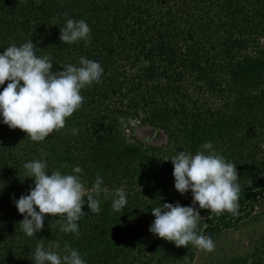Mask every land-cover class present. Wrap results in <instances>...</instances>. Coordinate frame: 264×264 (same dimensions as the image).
I'll return each mask as SVG.
<instances>
[{"label":"trees","instance_id":"obj_1","mask_svg":"<svg viewBox=\"0 0 264 264\" xmlns=\"http://www.w3.org/2000/svg\"><path fill=\"white\" fill-rule=\"evenodd\" d=\"M179 1L174 8L177 0H0V52L32 40L53 72L79 67L82 56L103 68L100 81L81 90L82 105L65 127L44 141L0 123V264H34L38 243L60 251L51 242L69 244L86 264H192L199 250L177 247L149 226L151 208L192 204L190 191L175 190L169 158L194 155L205 142L237 165L240 207L236 216L210 219L200 209L203 234L215 240L264 203V0ZM68 18L87 22V44L60 41ZM134 125L163 130L165 148L129 140ZM42 156L49 173L71 174L79 165L86 190L103 177L101 211L85 203L79 235L61 231L49 214L35 235L20 229L14 201L34 186L23 165ZM116 189L127 197L120 212L111 207ZM218 264H264V242Z\"/></svg>","mask_w":264,"mask_h":264},{"label":"clouds","instance_id":"obj_2","mask_svg":"<svg viewBox=\"0 0 264 264\" xmlns=\"http://www.w3.org/2000/svg\"><path fill=\"white\" fill-rule=\"evenodd\" d=\"M35 2L39 4L41 0ZM59 38L62 43L83 40L87 44L90 27L84 20L68 18L65 26L60 28ZM35 48L29 40L19 46L13 43L0 52V86L8 81L0 91V123L10 129L19 128L34 142H42L54 130L65 127L66 118L82 105L81 90L98 83L103 68L98 61L82 56L79 67L61 65L63 70L53 72L50 58L37 56ZM121 124H124V118H121ZM72 131L75 134L76 129ZM169 159L173 165L175 190L182 195L190 191L192 204L161 203L151 208L155 219L149 231L177 247L187 248L191 244L197 250L211 252L215 244L211 236L203 234L208 224L199 210L210 211L207 219L213 213L219 216L225 211L233 216L239 214L237 165L218 154L211 142L203 143L201 150L194 155L182 150L176 151ZM23 167L34 186H30L28 194H22L14 203L18 213L23 215L19 224L27 236H33L44 228L46 214L59 218L60 230L64 233L79 235L77 221L85 215V203L91 213L101 211L96 196L104 191L102 176L97 175L91 189L86 190L79 175L83 169L79 165L72 168L71 174H63L59 170L49 173L42 156L26 162ZM126 204V193L123 189H116L112 209L120 212ZM51 247L60 251L48 250L38 243L33 253L34 264H86L78 250L67 243L63 249L58 242H51Z\"/></svg>","mask_w":264,"mask_h":264},{"label":"rangeland","instance_id":"obj_3","mask_svg":"<svg viewBox=\"0 0 264 264\" xmlns=\"http://www.w3.org/2000/svg\"><path fill=\"white\" fill-rule=\"evenodd\" d=\"M176 3L174 8L180 6L179 0ZM262 46L264 47V38ZM126 134L131 141H136L137 137L143 145H152L162 149L169 140L167 134L164 135L160 130L145 126L141 128L134 125L132 129L126 130ZM213 241L214 250L211 252L199 250L192 264H218L232 257H241L252 250L255 245L264 242V203L257 206L235 228L221 232Z\"/></svg>","mask_w":264,"mask_h":264},{"label":"flooded vegetation","instance_id":"obj_4","mask_svg":"<svg viewBox=\"0 0 264 264\" xmlns=\"http://www.w3.org/2000/svg\"><path fill=\"white\" fill-rule=\"evenodd\" d=\"M146 128H153V127H151V126H145ZM142 128V127H141ZM154 129V128H153ZM148 142V141H147Z\"/></svg>","mask_w":264,"mask_h":264},{"label":"water","instance_id":"obj_5","mask_svg":"<svg viewBox=\"0 0 264 264\" xmlns=\"http://www.w3.org/2000/svg\"><path fill=\"white\" fill-rule=\"evenodd\" d=\"M160 131H161V133H162V134H164V135H165V133L163 132V130H161V129H160Z\"/></svg>","mask_w":264,"mask_h":264}]
</instances>
